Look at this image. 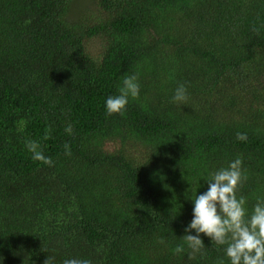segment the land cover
<instances>
[{"label": "trees", "instance_id": "16d2710c", "mask_svg": "<svg viewBox=\"0 0 264 264\" xmlns=\"http://www.w3.org/2000/svg\"><path fill=\"white\" fill-rule=\"evenodd\" d=\"M125 73L139 98L107 116ZM237 157L251 214L264 199V0H0V264H229L204 234L203 256L173 250L193 219L186 195Z\"/></svg>", "mask_w": 264, "mask_h": 264}, {"label": "clouds", "instance_id": "9594fccd", "mask_svg": "<svg viewBox=\"0 0 264 264\" xmlns=\"http://www.w3.org/2000/svg\"><path fill=\"white\" fill-rule=\"evenodd\" d=\"M253 31L259 34V29L254 28ZM139 95L138 74L125 73L118 94L108 96L105 101L106 115L124 116L129 100L138 99ZM188 99L186 85L178 84L172 101L183 104ZM65 132L68 135L73 134L71 124L67 125ZM50 136V130H46L43 139L48 140ZM236 139L246 141L247 134L237 133ZM26 147L32 153L34 161H40L49 167L54 166L51 157L44 155L39 141L29 140ZM64 149L66 156L72 155L68 143L64 144ZM247 179L242 158L237 157L230 161L227 167L219 168L204 178L208 185L207 191L197 195L196 190L191 197L185 194L194 204L193 219L184 228L182 243L173 250L175 254L185 253L186 245L189 260L197 255L203 256L205 244L201 234H204L211 243L224 247L229 264H264V199H258L249 214L246 198L242 195L237 196V192ZM173 212L175 205L170 209V214ZM178 213L179 211L175 212L173 219ZM193 231L195 234H191ZM160 243H164V240L161 239ZM44 264H53V258L47 257ZM63 264H91V261L86 258H71L64 260Z\"/></svg>", "mask_w": 264, "mask_h": 264}]
</instances>
